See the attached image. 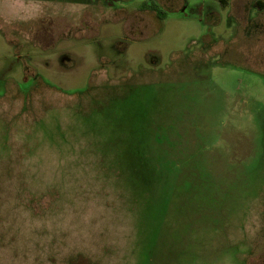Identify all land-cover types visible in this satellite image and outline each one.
Returning <instances> with one entry per match:
<instances>
[{"label": "rangeland", "instance_id": "1", "mask_svg": "<svg viewBox=\"0 0 264 264\" xmlns=\"http://www.w3.org/2000/svg\"><path fill=\"white\" fill-rule=\"evenodd\" d=\"M0 264H264L257 0H0Z\"/></svg>", "mask_w": 264, "mask_h": 264}, {"label": "trees", "instance_id": "2", "mask_svg": "<svg viewBox=\"0 0 264 264\" xmlns=\"http://www.w3.org/2000/svg\"><path fill=\"white\" fill-rule=\"evenodd\" d=\"M219 2V4L222 6V7H226L228 4H229V0H217ZM141 6H146L144 5V3L141 5ZM257 6L259 8H264V2H262L261 0H257ZM147 9H150L151 11H154L155 14H157L159 17L160 15H162L163 13L160 11L159 9V6L157 5L156 2L154 1H150L148 4H147Z\"/></svg>", "mask_w": 264, "mask_h": 264}]
</instances>
